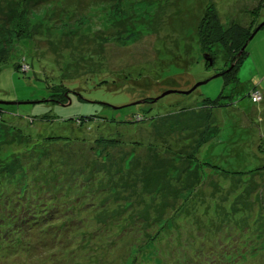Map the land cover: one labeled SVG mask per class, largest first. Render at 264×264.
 I'll return each mask as SVG.
<instances>
[{
	"label": "rangeland",
	"instance_id": "1",
	"mask_svg": "<svg viewBox=\"0 0 264 264\" xmlns=\"http://www.w3.org/2000/svg\"><path fill=\"white\" fill-rule=\"evenodd\" d=\"M256 1L0 0V57L26 42L69 89L52 103L44 81L0 69V101L38 128L0 127V264H264V28L243 88L197 36L207 5L228 25ZM80 116L111 127L88 136ZM22 205L54 214L11 226Z\"/></svg>",
	"mask_w": 264,
	"mask_h": 264
},
{
	"label": "trees",
	"instance_id": "2",
	"mask_svg": "<svg viewBox=\"0 0 264 264\" xmlns=\"http://www.w3.org/2000/svg\"><path fill=\"white\" fill-rule=\"evenodd\" d=\"M264 9V0H257L256 3L251 6V7H243L241 11H244V13L248 16V19L245 22H234L237 20H232L230 24H223V21L221 20V17L217 13L215 9V5L209 4L206 6V9L203 14V18L201 20V24L198 27V40H199V45L202 51H207L211 49L214 46H219L222 50L226 52L229 58L230 68L226 71H223L220 76L224 78V84L227 85L228 87L232 88H243L239 78H238V72L241 66L242 61L245 59V57L248 56V52L246 51L248 43L251 40L249 38L253 35L255 30L263 23L259 21V16L261 12ZM264 26L261 28L263 29ZM259 29L256 34L261 30ZM255 34V35H256ZM254 35V36H255ZM19 47H22L23 49L15 48L13 52L8 56V58H1L0 57V69L1 68H6L10 67L12 70L15 72H20L24 74L25 76H28L33 79H39L42 80L46 83L48 92H49V101L52 103H57L61 105H66L68 104V94H69V89L67 87V82L65 79L63 80L60 75L59 71L56 69V65L50 62H44L40 60H35L31 58V53L25 55V48H27L29 45L28 43H23L18 45ZM24 53V54H23ZM209 56V55H208ZM24 57V58H23ZM211 57V56H210ZM23 58V59H22ZM212 58V57H211ZM213 60V59H212ZM205 61V60H204ZM222 64L225 63L224 60H221ZM23 62V63H22ZM28 62V63H27ZM206 62V61H205ZM27 63V64H26ZM37 63V64H36ZM208 64V62H206ZM216 76V74H215ZM218 77V76H217ZM207 81V80H205ZM104 84V81L99 82L98 86ZM96 86V84L94 85ZM239 88V89H240ZM255 92V90H254ZM253 92V93H254ZM250 97V96H248ZM252 100L253 98L250 97ZM225 99L222 97H219L217 100L211 102L212 107L216 108L218 107L221 102H223ZM254 101V100H253ZM225 102V101H224ZM223 104H226L224 103ZM255 102V101H254ZM256 103V102H255ZM22 105V104H21ZM12 106H20V105H10V104H4L3 101H0V127H7V124H13L12 128H9V130L12 132L17 131V133L22 134L23 132H26L28 134L35 133L38 128L32 129V125H37L36 121L32 120L29 121L27 120L23 115L17 114L15 112L9 111L8 108ZM125 107V106H124ZM131 107V106H129ZM25 119L23 123L21 122H14V120H20V118ZM96 119L99 120H106L105 118H102L98 116ZM22 120V119H21ZM42 121H49L45 117L41 119ZM46 121V122H47ZM55 121V120H51ZM96 124L100 126L99 121L95 120ZM59 125L61 126L62 124L59 121ZM92 121L90 119L84 118V116H80L76 118L75 120H72L71 123L73 125L78 126L77 128H81L83 126H87V131L86 133L88 136L94 134L95 130H101L104 127H111V123L109 121H105L104 125L101 127V129H97L95 126V122L93 125H91ZM49 124L52 128H57L60 129L57 124ZM110 123V124H109ZM119 123V122H118ZM20 126L19 128L16 126ZM37 127V126H36ZM39 131H41L39 129ZM29 132V133H27ZM43 136L42 131L39 133L37 137ZM20 137V136H19ZM36 137V135H35ZM46 137V136H43ZM52 137V136H51ZM205 140V139H204ZM207 154H209L207 152ZM210 155V154H209ZM156 186H159V183H156ZM21 198V197H20ZM18 198L17 201L20 199ZM12 201V200H11ZM9 203H12V202ZM16 202V201H15ZM13 203V205L15 204ZM35 209V208H33ZM18 214L12 216L14 219L13 223L11 226H16L18 225H24V228L31 229L33 232L36 230L39 225L41 224V221L44 220H49L48 217L52 216L54 214V211L52 213H44V214H39L40 212H36V209L33 210H27L24 205L21 207L17 208ZM6 218H0V228L3 225V222H5ZM26 224V225H25ZM34 224H37L38 226L34 227ZM45 224V223H44ZM49 224V223H48ZM47 225V224H46ZM41 228V225L39 229ZM3 235V234H2ZM2 235H0V239L2 238ZM33 251V250H32ZM27 252V255H32L31 249H29ZM227 259H225L222 264H244L241 262H228L227 260L231 257V253L228 252V254L225 255ZM214 260V259H212ZM234 260V258L232 259ZM210 264V263H209Z\"/></svg>",
	"mask_w": 264,
	"mask_h": 264
},
{
	"label": "water",
	"instance_id": "3",
	"mask_svg": "<svg viewBox=\"0 0 264 264\" xmlns=\"http://www.w3.org/2000/svg\"><path fill=\"white\" fill-rule=\"evenodd\" d=\"M263 26H264V23L261 24V25L255 30V32H254L253 35L249 38V40H251V39L254 37V35L256 34V32H257L259 29H261ZM203 58H204V60H205L206 62H208L209 65H212L213 60H212V58H211L210 56H208V55H204ZM217 76H218V75L214 76L213 78H215V77H217ZM207 82H208V80L196 84V85L192 88V91H193L194 89H196L198 86L204 85V84H206ZM182 94H184V93H182ZM3 103H4V104H10V105H21V104H23V103H21V102H3Z\"/></svg>",
	"mask_w": 264,
	"mask_h": 264
},
{
	"label": "built area",
	"instance_id": "4",
	"mask_svg": "<svg viewBox=\"0 0 264 264\" xmlns=\"http://www.w3.org/2000/svg\"><path fill=\"white\" fill-rule=\"evenodd\" d=\"M257 94H256V92H254L253 94H252V98H253V100L256 102V98H257Z\"/></svg>",
	"mask_w": 264,
	"mask_h": 264
}]
</instances>
